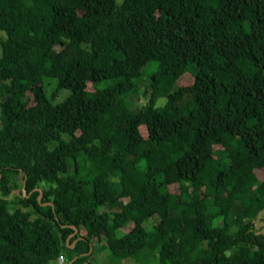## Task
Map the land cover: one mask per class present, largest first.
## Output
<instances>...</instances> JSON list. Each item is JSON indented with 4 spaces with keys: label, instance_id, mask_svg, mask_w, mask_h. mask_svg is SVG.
Instances as JSON below:
<instances>
[{
    "label": "trees",
    "instance_id": "16d2710c",
    "mask_svg": "<svg viewBox=\"0 0 264 264\" xmlns=\"http://www.w3.org/2000/svg\"><path fill=\"white\" fill-rule=\"evenodd\" d=\"M0 34V264H264V0H0Z\"/></svg>",
    "mask_w": 264,
    "mask_h": 264
},
{
    "label": "rangeland",
    "instance_id": "374dc122",
    "mask_svg": "<svg viewBox=\"0 0 264 264\" xmlns=\"http://www.w3.org/2000/svg\"><path fill=\"white\" fill-rule=\"evenodd\" d=\"M84 4H85V0H81ZM124 0H117L118 3H122ZM2 36V34H0V37ZM56 81L53 79H48L46 80V85H47V94L50 95L51 93H53L56 89V85H55ZM174 81L172 79L169 78H162L161 81V88L164 90V92H169L172 87H173ZM108 84L105 83H100L96 86L90 87L89 88V93H88V98H94L95 96H97L99 93H97V90H103ZM97 89V90H96ZM69 95V92L66 90H63L60 92L58 98L56 99L55 103H60L61 101H63L67 96ZM233 171L241 178L246 179V175L244 174V172L241 170V167L239 166V163L237 162H233ZM260 177L264 178V171H262L260 173ZM18 183V187H16L14 189V191L10 194V196L7 198V200L9 201H15L20 199L21 197V182L17 181ZM18 212H28L27 209L21 207L20 205H14L13 208H10L6 213H3V218L4 219H9V218H13L15 214H18ZM159 222L158 218H155L153 220L150 221V223H148L147 227L148 229L151 228L154 224H157ZM129 227H125L123 229H121L118 232L119 236H122L124 234H126L129 229L132 227L131 224L128 225ZM255 231L257 233H264V212H262L255 220ZM109 253L107 251H99L98 247L95 246V250H94V254L88 259L89 262L93 263V264H110L109 262ZM77 258L74 257L72 261H75L74 264H82V260H76Z\"/></svg>",
    "mask_w": 264,
    "mask_h": 264
},
{
    "label": "built area",
    "instance_id": "2783aa9c",
    "mask_svg": "<svg viewBox=\"0 0 264 264\" xmlns=\"http://www.w3.org/2000/svg\"><path fill=\"white\" fill-rule=\"evenodd\" d=\"M56 264H71V263L68 261V259L64 255H61L58 257Z\"/></svg>",
    "mask_w": 264,
    "mask_h": 264
},
{
    "label": "water",
    "instance_id": "95a60500",
    "mask_svg": "<svg viewBox=\"0 0 264 264\" xmlns=\"http://www.w3.org/2000/svg\"><path fill=\"white\" fill-rule=\"evenodd\" d=\"M25 191V190H24ZM75 233H77V229L75 230ZM70 239V238H69Z\"/></svg>",
    "mask_w": 264,
    "mask_h": 264
}]
</instances>
